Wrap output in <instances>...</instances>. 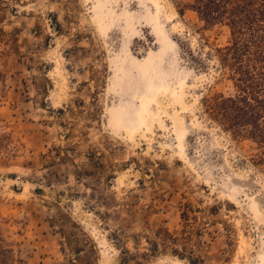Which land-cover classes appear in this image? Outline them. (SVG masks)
I'll return each instance as SVG.
<instances>
[{
  "label": "rangeland",
  "instance_id": "374dc122",
  "mask_svg": "<svg viewBox=\"0 0 264 264\" xmlns=\"http://www.w3.org/2000/svg\"><path fill=\"white\" fill-rule=\"evenodd\" d=\"M192 4L0 0L11 264H192L179 243L151 245L187 223L196 264H264V161L202 105L233 93L229 30Z\"/></svg>",
  "mask_w": 264,
  "mask_h": 264
},
{
  "label": "trees",
  "instance_id": "16d2710c",
  "mask_svg": "<svg viewBox=\"0 0 264 264\" xmlns=\"http://www.w3.org/2000/svg\"><path fill=\"white\" fill-rule=\"evenodd\" d=\"M191 6L205 23L221 24L229 30L227 43L217 51L220 63L228 70L233 93L203 97L204 110L232 136L252 141L258 150L255 160L264 161V0H193ZM5 139H9V133L0 131V148ZM186 216L185 210L183 219ZM193 234L199 235L200 229L188 223L173 233L158 228L151 245L154 250L170 246L178 252L174 246L179 243L183 253L177 254H188L190 263L196 264L201 258L188 247ZM3 242L0 238V264H11V258L6 257L10 249ZM133 256L127 252L123 258Z\"/></svg>",
  "mask_w": 264,
  "mask_h": 264
}]
</instances>
